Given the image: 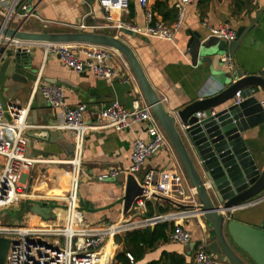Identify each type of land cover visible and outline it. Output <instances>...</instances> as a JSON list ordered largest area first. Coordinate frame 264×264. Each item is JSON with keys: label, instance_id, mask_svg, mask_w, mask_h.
I'll list each match as a JSON object with an SVG mask.
<instances>
[{"label": "crops", "instance_id": "obj_1", "mask_svg": "<svg viewBox=\"0 0 264 264\" xmlns=\"http://www.w3.org/2000/svg\"><path fill=\"white\" fill-rule=\"evenodd\" d=\"M29 1L36 7V13L41 23L33 21L34 28L26 29L28 32H80L76 26L84 20L90 26L100 27L94 31L95 33L120 39L131 49L150 86L158 95L165 110L171 115L200 97L212 95L223 87L224 78L221 74L225 69L219 65L218 57L215 55L221 40L211 36L209 28L225 26L236 34L239 28H247L255 18L256 12L260 11L258 21L245 35L238 47L234 61L235 66L244 75H255L264 70V0H251L248 8L240 14L234 10L236 0H193L187 8L183 24L176 32L173 42L145 38L124 31L116 32L106 28L103 11L97 0L89 2L88 6L83 5L79 0ZM156 1L163 0H148V8L152 11L155 19L170 25L171 22L164 21L162 15L153 11ZM165 3L167 9L174 10L169 0ZM144 10L139 0H128L126 12L113 13V17H121L120 19L124 22L143 28L145 26ZM89 13L91 14L87 15ZM84 17L85 19H83ZM190 40L192 43L188 47ZM82 46L84 45H74L75 52ZM198 46L201 51L197 57L194 56V51ZM29 55L32 73L34 72L36 77L39 74L43 83L59 85L69 107L86 105L85 123L98 125L100 111L112 102H117L126 110H131L134 102H138L141 106L147 105L128 62L122 54L115 50L104 62L116 72V75L111 79L100 78L88 69L81 73L66 69L58 57L48 56L45 59L40 47H34ZM17 71L25 74L24 68ZM15 76L19 75L16 74V69H9V59L5 56L0 64V97L5 106L24 107L29 105L28 121L29 124L36 127V130L28 131L25 134L28 140L26 155L31 158L68 161L73 151L71 133L51 129L53 125L61 122V110L52 109L39 90L33 92L34 81L24 83L15 79ZM251 89L259 101H264V95L259 88ZM146 127L147 124L141 122L132 124L130 128L122 132L100 130L89 131L86 134L77 186L78 208L85 224L96 226L116 223L125 216L123 199L127 176L124 172L130 166L133 141L148 139ZM159 128L163 132L160 125ZM242 136L255 164L259 168H263L264 123L249 128ZM56 166L68 168L67 164L52 165L49 168L36 165L31 168L24 177L26 192L44 194V192L35 190V187L42 183L34 185V182L38 181L42 174L41 171L45 168H47L46 172L43 171V173L49 175L61 172L60 168ZM149 170L183 171L169 142L153 157L146 160L141 170L135 174V179L140 183ZM110 172H117V174L114 178L110 177L105 181L97 180L98 177L108 175ZM59 176L57 181L60 179ZM32 185L34 186L32 187ZM183 188L186 196L184 199L156 197L149 201L147 204L151 205L153 216L191 212L176 208L174 203L183 206H198L197 197L191 193L192 187L186 177ZM34 204H46L51 208H55L52 206H64L62 203L24 200L18 206L13 207V209H20L22 227L38 224L37 214L31 212V207ZM165 204L171 205L174 209L160 213L159 209H163ZM147 208L146 205V210L143 212L144 217H147ZM53 213L51 211L49 218L45 220L50 221ZM234 219L249 226L261 227L264 221V193L261 198L253 201L248 207L235 212ZM170 222L174 225L182 224L191 235L190 241L184 244L175 243L170 240L171 233H169L166 242H159L153 249L145 251L140 259L136 261L133 259V263L128 260L127 264H170L166 255L168 257L177 255L184 261V264H195L198 246H207L213 241L211 228L207 226L201 216H191L181 221ZM107 247L104 251V260L106 264H114L115 255L123 250V245L116 244L114 237ZM126 254L133 257L131 253ZM241 257L246 259V263H251L244 256ZM219 260L221 264H230L224 261L223 257H219Z\"/></svg>", "mask_w": 264, "mask_h": 264}, {"label": "built area", "instance_id": "obj_2", "mask_svg": "<svg viewBox=\"0 0 264 264\" xmlns=\"http://www.w3.org/2000/svg\"><path fill=\"white\" fill-rule=\"evenodd\" d=\"M88 6L90 0H79ZM176 12L175 20L166 25L154 18L148 8V0H139L145 14V26L136 27L131 23L114 18L113 13H124L128 8V0H97L103 11L105 27L116 32H129L145 38L159 39L173 42L176 32L181 28L187 8L193 0H169ZM91 13L87 14L90 15ZM86 17V16H85ZM85 17L83 19H85ZM41 20L36 13V7L29 0H0V26L13 31L28 32L25 27L30 22ZM80 32L95 33L100 27L90 26L84 20L77 26ZM211 36L227 43L236 38L235 32L225 26L209 28ZM34 47L43 50L44 58L58 57L66 69L81 73L88 69L96 76L111 79L116 75L114 69L105 65L113 49L84 45L76 50L74 45H55L44 42L20 41L0 35V64L8 51H21L30 54ZM229 63V59H224ZM38 74L33 82V92L39 90L52 109L62 112L61 122L53 125L51 129L71 133L73 137V151L71 158L64 162L55 159L31 158L26 155L28 140L25 134L36 130L29 124L30 106L9 105L3 108L0 103V213L17 206L24 200L33 202L62 201L64 206H52L53 211L50 221L43 220L39 215L36 226L22 227L2 225L0 223V237L10 241L4 264H106L104 251L111 239L136 230L154 227L159 223L181 221L191 217L187 214L156 215L144 217L146 205L156 197L163 199H184L185 174L182 170L155 171L149 170L137 184L141 190L134 199L125 216L116 223L99 224L90 226L85 224L78 208L77 186L81 173V155L85 136L89 131L113 130L122 132L132 124H147V140L136 139L132 143L130 166L125 170L126 176H135L143 167L146 160L153 157L161 148L168 145V140L159 128V124L148 105L141 106L134 102L131 110H126L117 102H112L99 113L98 125L84 122L86 105L80 104L69 107L59 85H49L41 82ZM234 105L240 103V95L236 93L232 100ZM213 116L214 113L211 112ZM195 117L200 120L206 118L205 112H198ZM188 126H180L183 132ZM70 166L69 187L62 197L42 196L39 193L26 192L24 177L36 165ZM117 172L100 176L98 181L114 178ZM135 178V177H134ZM187 180V179H186ZM208 187V185H207ZM191 193L195 194L194 188ZM196 195V194H195ZM49 212V213H50ZM191 239L190 233L182 224L174 225L170 240L184 244ZM207 246L199 245L195 254V264H221L219 257L210 253ZM126 258L133 263V257L126 254ZM225 261V260H224Z\"/></svg>", "mask_w": 264, "mask_h": 264}, {"label": "water", "instance_id": "obj_3", "mask_svg": "<svg viewBox=\"0 0 264 264\" xmlns=\"http://www.w3.org/2000/svg\"><path fill=\"white\" fill-rule=\"evenodd\" d=\"M259 15L260 11H257L247 28L237 30L233 42L220 41L215 55L219 65L225 69L221 74L224 78L223 87L212 95L200 97L176 111L174 115L165 110L131 49L116 37L85 32H17L2 26L0 35L10 40L55 45H97L122 54L147 105L175 151L190 186L195 190L198 206H183L178 203L173 205L184 211H191V216L203 218L213 232V241L207 245L213 255L223 257L230 264H248L241 256L247 258L251 262L249 264H264V230L234 219L235 212L248 207L264 193V167L259 168L255 164L242 136L249 128L264 123V101H259L251 89L257 87L264 95V70L255 75H244L234 61L238 47L258 21ZM191 43L192 40L188 47ZM200 51V46L196 47L194 56L198 57ZM6 56L9 59V69H16V74L19 75L15 79L24 83L35 81L29 54L8 51ZM223 59H229V63H225ZM23 68L25 74L17 71ZM236 93L240 95L238 105L232 102ZM0 103L3 108L6 107L1 97ZM198 112L206 114V118L200 122L195 117ZM211 112L214 113L213 116ZM178 125L188 126L183 133L192 149L195 162L181 138ZM140 193L135 178L127 176L123 199L124 213ZM50 208L46 204H34L31 212L48 219ZM9 244V240L0 239V264H4Z\"/></svg>", "mask_w": 264, "mask_h": 264}, {"label": "trees", "instance_id": "obj_4", "mask_svg": "<svg viewBox=\"0 0 264 264\" xmlns=\"http://www.w3.org/2000/svg\"><path fill=\"white\" fill-rule=\"evenodd\" d=\"M167 0L156 1L154 3L153 11L162 15L164 21L173 22L176 18L175 10L167 9ZM251 0H236L234 5V10L237 14H240L242 11L248 8ZM147 217L153 216V209L150 204H147ZM174 208L165 204L163 209H159L160 213L165 211L173 210ZM261 228L264 230V221L261 225ZM174 229V224L172 222H164L155 225L154 227H148L142 230H136L130 233H126L122 236L115 237L116 244H122L123 250L115 255L114 264H127L128 259L126 258V253H131L133 259H140L145 251L153 249L159 242H166L168 240V234L172 233ZM110 247V246H109ZM108 248V247H107ZM170 264H184V261L177 255H170L169 257ZM150 264H159V263H150ZM166 264V263H164Z\"/></svg>", "mask_w": 264, "mask_h": 264}, {"label": "rangeland", "instance_id": "obj_5", "mask_svg": "<svg viewBox=\"0 0 264 264\" xmlns=\"http://www.w3.org/2000/svg\"><path fill=\"white\" fill-rule=\"evenodd\" d=\"M34 22H30V24L28 26L25 27V29H33L34 27ZM177 129L179 130L180 132V135H181V138L187 148V150L189 151L191 157L193 158V161L195 162L194 160V157L192 155V149L190 148V145H189V142L187 141L186 137H185V133L181 132L180 129H179V125L177 126ZM195 164V163H194ZM196 165V164H195ZM52 166V165H51ZM51 166H48L47 165H44V167H51ZM35 167V166H33ZM32 167V168H33ZM56 167H59L61 172H58L56 175H52V174H48V173H43V171H45L47 168H45L44 170H42V174L40 175V178H38V181L34 182V185L36 184H39V183H42V182H46V187L51 189V188H58L59 186L56 184L58 181V176L60 173H64L65 171L70 172V166H68V168L66 169V167H61V166H56ZM63 168V170H62ZM46 172V171H45ZM200 172V171H199ZM202 174V173H201ZM61 176H59L60 178ZM47 179V180H46ZM187 179V178H186ZM51 180V181H49ZM188 180V179H187ZM41 181V182H40ZM32 185V187L34 186ZM60 191V189L58 190ZM42 192V191H40ZM210 194L212 196V192L210 191ZM46 192H44V194L42 196H46ZM65 195V192H63V190L61 189V192L58 193V195H54V197H62ZM51 196V195H50ZM50 203H54V204H63L64 205V202L62 201H51ZM18 206V205H17ZM20 206V205H19ZM21 217H20V209H13V208H10V209H7L5 211H2L0 213V223L2 225H10V226H21ZM0 239H5V240H8L6 238H3V237H0Z\"/></svg>", "mask_w": 264, "mask_h": 264}, {"label": "bare ground", "instance_id": "obj_6", "mask_svg": "<svg viewBox=\"0 0 264 264\" xmlns=\"http://www.w3.org/2000/svg\"><path fill=\"white\" fill-rule=\"evenodd\" d=\"M61 176L59 181L56 183L59 187L58 188H47L46 187V182H42L41 185H38L37 187H35V190L38 191H42V192H46V194L48 196H54V195H58L59 192H61V189L63 190V192H66V190L69 187V180H70V175L68 173H61ZM60 189V191H58Z\"/></svg>", "mask_w": 264, "mask_h": 264}]
</instances>
